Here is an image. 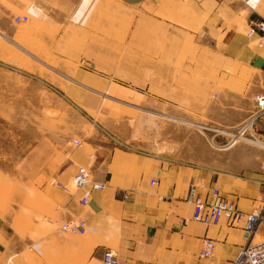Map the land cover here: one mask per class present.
Masks as SVG:
<instances>
[{
	"label": "crops",
	"instance_id": "1",
	"mask_svg": "<svg viewBox=\"0 0 264 264\" xmlns=\"http://www.w3.org/2000/svg\"><path fill=\"white\" fill-rule=\"evenodd\" d=\"M16 16L29 18L27 34L46 48L38 52L66 63L83 59L105 81L116 74L131 81L130 87L147 85L152 94L158 81L192 82L196 88L187 89L203 100L202 111L209 110L207 116L222 129L234 131L251 119L255 97L264 94V34L249 35L264 21V0H0V38L22 48L18 41L26 37L14 26ZM9 49L0 46V54ZM90 74L76 75L74 81H83L84 89L90 85L96 95L98 76ZM127 87L121 89L126 96ZM83 91L71 93L93 106L96 98ZM164 91L165 102L171 101V93ZM209 91L214 97L206 101ZM133 92L138 99L145 95ZM195 108L199 116L200 106ZM253 133L264 143V117L255 122ZM90 145L92 150L74 153L69 170L47 176V182L64 184L80 167L89 168L105 189L94 192L87 206L80 204L83 192L69 195L57 185L21 190L14 202L18 208L7 206L9 191H0V264H106L109 249L117 252V264H233L238 259L246 244L243 225L191 221L189 190L203 176L200 171L108 142ZM256 164L206 176L209 189L203 198L211 203L218 189L243 213L262 206L253 240L263 241L264 159ZM73 220L86 222L87 235L62 231ZM206 238L215 241V253L200 259Z\"/></svg>",
	"mask_w": 264,
	"mask_h": 264
},
{
	"label": "rangeland",
	"instance_id": "2",
	"mask_svg": "<svg viewBox=\"0 0 264 264\" xmlns=\"http://www.w3.org/2000/svg\"><path fill=\"white\" fill-rule=\"evenodd\" d=\"M14 26L26 37L18 41L25 50L0 38L1 47L11 48L0 54V191L11 193L7 206L19 207L14 202L19 201L16 197L21 190L40 189L41 184L57 188L51 178L47 182V176L69 170L74 153L92 150L90 144L108 142L128 153L198 170L203 176L191 184L189 192L196 189L202 196L209 189L206 176L254 169L264 159V143L253 133L255 122L262 117L253 124L252 119L245 121L242 126L249 123L251 128L243 136L229 132L213 124L209 110L202 111L203 100H196L195 93L187 89L189 85L196 88L192 82L158 81L157 94H152L147 85L130 87L131 81L116 74L105 81L83 59L66 63L38 52L46 48L27 34V24ZM90 72L98 76L94 77L99 83L93 89L96 95L90 85L84 89L83 81H74L76 75L91 76ZM122 87L130 89L129 95L123 94ZM74 88L95 97L96 103L89 106L78 101L71 93ZM131 90L145 95L138 99L131 96ZM164 90L171 93V101L165 102ZM209 93L206 101L214 97V92ZM75 140L81 145L74 144ZM234 140L237 143L228 150Z\"/></svg>",
	"mask_w": 264,
	"mask_h": 264
},
{
	"label": "built area",
	"instance_id": "3",
	"mask_svg": "<svg viewBox=\"0 0 264 264\" xmlns=\"http://www.w3.org/2000/svg\"><path fill=\"white\" fill-rule=\"evenodd\" d=\"M248 1V0H247ZM29 22L27 16H16L13 20L14 25H22ZM255 33L264 34V21L257 23L256 27L251 29L249 35ZM256 111L252 116V124L259 117H264V94L255 97ZM251 126H242L235 131L243 136L250 130ZM74 144L80 146L79 140H75ZM93 159V156H91ZM155 184V182H153ZM60 189L69 195H75L83 192L80 199L82 206H87L90 203L91 195L94 192H99L105 189V184L96 181L87 167H80L73 176L70 184H56ZM264 186V179L261 181ZM74 190V192H73ZM190 199L194 206L191 221L205 226L218 225L222 220L227 221L232 226L243 225L244 240L246 241L240 256L233 264H264V240L255 242L253 240L257 226L262 220V208H256L251 214H246L237 209L236 204L224 198L218 190L211 193L212 201L207 203L203 196L193 189L190 193ZM130 199V195H126V200ZM62 230L71 235L85 236L88 233V227L83 220H73L62 225ZM215 253V241L206 238L203 241L202 249L199 253L200 259H209ZM117 252L113 249L107 250L104 261L106 264H117Z\"/></svg>",
	"mask_w": 264,
	"mask_h": 264
},
{
	"label": "bare ground",
	"instance_id": "4",
	"mask_svg": "<svg viewBox=\"0 0 264 264\" xmlns=\"http://www.w3.org/2000/svg\"><path fill=\"white\" fill-rule=\"evenodd\" d=\"M230 131H232V130H229V132H230ZM222 133H224V132H222ZM227 134H229V133L227 132ZM229 135H230V134H229ZM237 137H238V136H236V139H237ZM238 140H239V139H238ZM257 142H258V141H257ZM236 143H237L236 140H234V141H232V144H231V145L234 146ZM260 144H261V143H260ZM61 228H62V227H61ZM68 234H69V233H68Z\"/></svg>",
	"mask_w": 264,
	"mask_h": 264
}]
</instances>
